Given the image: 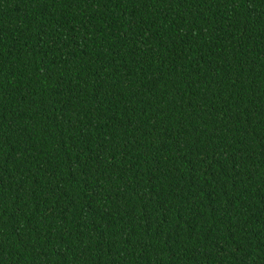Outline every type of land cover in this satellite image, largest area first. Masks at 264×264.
<instances>
[{
  "label": "trees",
  "instance_id": "16d2710c",
  "mask_svg": "<svg viewBox=\"0 0 264 264\" xmlns=\"http://www.w3.org/2000/svg\"><path fill=\"white\" fill-rule=\"evenodd\" d=\"M0 264H264V0H0Z\"/></svg>",
  "mask_w": 264,
  "mask_h": 264
}]
</instances>
